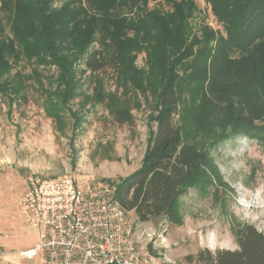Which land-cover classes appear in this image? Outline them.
Returning a JSON list of instances; mask_svg holds the SVG:
<instances>
[{
  "label": "rangeland",
  "instance_id": "rangeland-1",
  "mask_svg": "<svg viewBox=\"0 0 264 264\" xmlns=\"http://www.w3.org/2000/svg\"><path fill=\"white\" fill-rule=\"evenodd\" d=\"M63 1L56 0L51 7L59 10L71 2ZM20 6L13 0L0 12V36L6 41H14L10 20L14 21ZM70 8L75 9L72 3ZM177 8L183 14L173 21L177 28L163 18V23H149L153 19L148 14L171 17ZM113 21L132 40L148 32L146 40L138 43L140 50L133 52L132 74L120 75L107 62L115 47L109 39L103 44L99 24L83 54L72 61L71 48L63 53L70 61L75 85V95L63 110H59L61 96L56 90L60 69L38 58L28 59L23 46H15L18 55L0 76V264H40L39 259L23 262L18 257L39 241V230L29 225L28 216L20 210L30 181L69 175L81 189L113 186L140 167L155 128L159 90L149 86V53L166 56L167 66L173 63L176 75L202 72L207 63L205 51L212 45L207 38L218 36L221 30L205 0H144L133 12H124ZM113 28L109 27L112 32ZM92 60L107 63L93 71ZM191 82L184 90L187 122L177 121L183 135L193 125L188 126L197 116L202 95L200 84ZM118 110L127 113L126 121H118ZM223 133L227 135L211 157L225 187L212 184L200 188L204 190L189 189L176 204L175 222L159 217L139 223L127 212L137 245L149 255L169 264H201L196 261L200 252L207 258L236 250L235 230L240 225L264 234V139L232 135L229 129Z\"/></svg>",
  "mask_w": 264,
  "mask_h": 264
},
{
  "label": "trees",
  "instance_id": "trees-1",
  "mask_svg": "<svg viewBox=\"0 0 264 264\" xmlns=\"http://www.w3.org/2000/svg\"><path fill=\"white\" fill-rule=\"evenodd\" d=\"M17 1L21 6L14 21L10 20L14 41L0 36V76L9 70V63L18 55L15 46H23L28 59L38 58L41 63L60 69L56 90L61 96L59 110H63L75 95L70 61L63 53L71 48L72 61L83 54L95 38L99 24L103 44L109 39L115 47L107 62L120 75L132 74L133 52L140 50L138 43L146 40L148 32L132 40L113 20L124 12H133L144 0H67L59 10L51 7L56 0ZM205 1L211 6L221 30L218 36L207 38L212 40V45L205 51L207 63L202 72L176 75L173 63L167 66L166 56L157 51H151L148 56L149 86L159 87L155 96V128L149 135L140 167L113 185L117 202L126 212H132L139 223L159 217L175 222L176 204L189 189L212 184L225 187L211 157V152L227 135L224 130L229 129L232 135L264 139V0ZM10 3L13 0H0V12ZM71 3L75 9L70 8ZM182 16L181 9L177 8L171 17L150 13L147 18L153 19L149 23L154 25L167 20L171 27L177 28V22L173 21ZM110 26L114 27L113 32ZM168 30L171 31L170 27ZM159 31L168 35L165 30ZM107 62L92 60L89 66L95 71ZM192 80L200 84L202 95L197 116L188 124L193 125L185 128L183 135L177 121L187 122L184 90ZM117 115H121L119 122L127 120L124 110H118ZM235 231L236 250L220 251L207 258L200 252L196 261L264 264V234L249 225H240Z\"/></svg>",
  "mask_w": 264,
  "mask_h": 264
},
{
  "label": "built area",
  "instance_id": "built-area-1",
  "mask_svg": "<svg viewBox=\"0 0 264 264\" xmlns=\"http://www.w3.org/2000/svg\"><path fill=\"white\" fill-rule=\"evenodd\" d=\"M115 191L109 184L81 189L69 175L30 181L20 210L40 234L21 257L40 264H169L137 245Z\"/></svg>",
  "mask_w": 264,
  "mask_h": 264
},
{
  "label": "crops",
  "instance_id": "crops-1",
  "mask_svg": "<svg viewBox=\"0 0 264 264\" xmlns=\"http://www.w3.org/2000/svg\"><path fill=\"white\" fill-rule=\"evenodd\" d=\"M18 257H19V261H20V260H22L23 262H24V261H28V262H31V261H33V260H27V259H24V258L22 259V257H21V256H18ZM20 257H21V258H20ZM7 259H8V258H7ZM17 259H18V258H17Z\"/></svg>",
  "mask_w": 264,
  "mask_h": 264
},
{
  "label": "bare ground",
  "instance_id": "bare-ground-1",
  "mask_svg": "<svg viewBox=\"0 0 264 264\" xmlns=\"http://www.w3.org/2000/svg\"><path fill=\"white\" fill-rule=\"evenodd\" d=\"M215 246V245H214Z\"/></svg>",
  "mask_w": 264,
  "mask_h": 264
}]
</instances>
